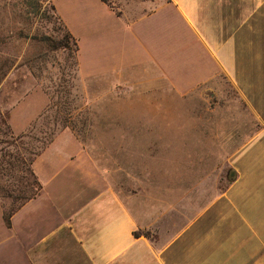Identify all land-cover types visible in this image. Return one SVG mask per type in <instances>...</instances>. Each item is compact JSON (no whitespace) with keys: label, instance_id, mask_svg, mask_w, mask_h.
Instances as JSON below:
<instances>
[{"label":"crops","instance_id":"obj_1","mask_svg":"<svg viewBox=\"0 0 264 264\" xmlns=\"http://www.w3.org/2000/svg\"><path fill=\"white\" fill-rule=\"evenodd\" d=\"M61 1L52 0V11L61 31L77 44L78 35L57 7ZM98 1L119 19H125V12L153 18L158 10L174 11L185 24V64L179 75L175 65L152 62L155 71L140 77L124 74L121 65L83 76L77 44L69 57L87 94L131 83L138 92L148 83L161 101L223 78L257 129L227 157L234 179L185 215L190 209L185 190L177 203L168 199L174 196L171 189L124 194L69 126L57 123L55 116L51 127L41 124L54 99L47 88L52 83L37 80L27 63L16 68V62L0 81V118L9 136L23 145L18 163L31 169L41 188L12 215L10 231L0 208V264H264V0H162L153 12L142 3L155 0H141L118 14ZM104 28L93 24L87 32L103 36ZM132 63L130 68L137 65ZM38 96L41 106L24 116L22 109ZM55 215L58 220L40 231ZM136 232L149 237H136Z\"/></svg>","mask_w":264,"mask_h":264},{"label":"rangeland","instance_id":"obj_2","mask_svg":"<svg viewBox=\"0 0 264 264\" xmlns=\"http://www.w3.org/2000/svg\"><path fill=\"white\" fill-rule=\"evenodd\" d=\"M95 1L99 2L62 0L57 4L67 27L78 35L79 74L121 65L124 74L140 77L155 71L150 67L154 62L180 68L178 75L184 71L185 24L174 11L158 10L153 18L125 12V19H119ZM107 1L119 13L141 0ZM51 2L0 0V81L18 62L16 68L27 63L37 80L52 83L47 88L54 99L41 124L51 127L55 116L57 123L61 120L69 126L99 168L109 171L110 181L122 193L144 195V189H171L174 196L168 199L177 203L185 190V206L190 207L185 215H191V207L212 200L227 185V157L257 129V122L231 86L218 78L187 96L173 93L161 101L156 100L158 95L150 91L148 83L138 92L131 83L115 84L109 93L95 88L94 95L87 94L73 71L71 53L51 51L45 42V38L57 40L63 35ZM142 4L146 11L153 12L162 0ZM93 24L105 27L103 36L101 32L88 34L87 26L92 28ZM132 62L137 65L130 68ZM42 103V97H35L22 113L31 114ZM22 146L9 136L6 122L0 118L2 220L5 212L19 207L30 195L28 166L18 163L19 155L25 154ZM74 205L68 204L65 209ZM40 206L44 211L46 202ZM58 216L40 226V231L48 229ZM2 223L10 231L11 227Z\"/></svg>","mask_w":264,"mask_h":264},{"label":"trees","instance_id":"obj_3","mask_svg":"<svg viewBox=\"0 0 264 264\" xmlns=\"http://www.w3.org/2000/svg\"><path fill=\"white\" fill-rule=\"evenodd\" d=\"M103 4H105L111 11H114V9L112 8L111 4L107 1V0H100ZM52 7V6H51ZM115 12V11H114ZM117 14V13H116ZM45 42L47 43L49 49L51 51H56V50H63V51H67L68 53H74L77 51V44H76V40L71 37L69 35V33L67 32H63V35L57 39H51V38H45ZM27 172L29 173V175L31 176V181L29 182L27 188L30 192V195H28V197H25L22 201V203L19 205H23L25 203H27L28 201L34 199L37 195V192L40 190V186L37 184L33 173L31 171V169L28 167L27 168ZM235 175L230 171L227 174V184L230 183L233 179H234ZM17 208H10L7 212L4 213L3 215V221L5 223V226L7 228L11 227V223H10V218L12 217V215L16 212ZM139 235H142L146 238L149 237L148 233L145 232H136L135 236L138 237Z\"/></svg>","mask_w":264,"mask_h":264}]
</instances>
